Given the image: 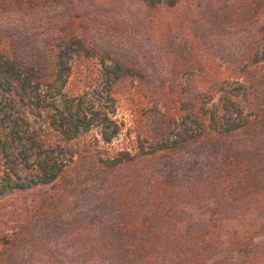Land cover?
Segmentation results:
<instances>
[{
    "label": "trees",
    "instance_id": "obj_1",
    "mask_svg": "<svg viewBox=\"0 0 264 264\" xmlns=\"http://www.w3.org/2000/svg\"><path fill=\"white\" fill-rule=\"evenodd\" d=\"M57 1L66 28L46 51L0 30V264H264L263 12L242 19L243 47L224 53L238 40L224 0H136L151 11L190 3L179 43L135 53L90 32L118 0ZM82 56L100 59L92 93L71 84ZM157 56L173 78L194 77L180 108L157 101L132 149L72 145L93 127L105 144L121 135L122 81L174 91L148 80ZM212 57L235 68L208 67ZM42 117L61 142L44 139Z\"/></svg>",
    "mask_w": 264,
    "mask_h": 264
},
{
    "label": "rangeland",
    "instance_id": "obj_2",
    "mask_svg": "<svg viewBox=\"0 0 264 264\" xmlns=\"http://www.w3.org/2000/svg\"><path fill=\"white\" fill-rule=\"evenodd\" d=\"M224 1L227 3L229 21H235V30L237 31L235 39H238L235 40V43H232V40L228 41L221 47L224 49V53H227L243 47V44H239L245 36L241 32V26L238 25L244 17L256 23L260 18V12L264 14V0ZM118 2L123 6L114 14L100 17L90 29V32L105 44L111 43L114 47L122 45L135 53L152 49L163 53V47H167L170 42L179 43L184 36L182 32L185 31L180 29V26L187 17L186 12L190 2L181 5L178 9L154 11L148 10L136 0H118ZM191 3L196 4L197 1L191 0ZM62 19L61 3L57 0H0V30L15 36V41L19 43L24 41L21 44L24 45L22 47L27 52L35 50L36 47L43 51L49 49L50 44L47 40L53 35L62 33L66 28ZM176 52L179 53V51ZM207 61L208 67L235 68L228 62L214 59V57ZM73 67L71 84L74 85L78 93H92L94 89L102 86L98 56L76 58ZM155 68V71L152 67L147 71L148 80L156 84L161 81L172 84L174 85L173 92L167 90L164 98H158V96L144 94L141 91L142 86L140 87L143 84L138 79L122 81L115 86L116 114L114 116V119L122 125L121 135L111 144H105L101 141L98 129L93 127L79 139L72 141L71 144L78 149L99 147L110 155L121 149H132L136 133L141 131V125L145 126L146 119L154 111L157 101L164 103L171 110L179 109L181 101L187 99L193 89L194 77L189 74H180L174 78L168 75L169 63L165 62L163 57H156ZM85 100L86 103H89L91 94ZM94 102L96 105H104V102L97 100ZM108 109L112 111L111 107ZM38 123V126L42 127L44 139L48 143L62 141L57 132L48 126L46 117L39 119ZM2 165L3 161L0 156V172Z\"/></svg>",
    "mask_w": 264,
    "mask_h": 264
}]
</instances>
